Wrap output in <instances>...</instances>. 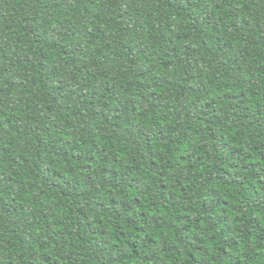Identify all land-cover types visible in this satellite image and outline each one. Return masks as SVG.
I'll return each instance as SVG.
<instances>
[{
  "label": "trees",
  "instance_id": "trees-1",
  "mask_svg": "<svg viewBox=\"0 0 264 264\" xmlns=\"http://www.w3.org/2000/svg\"><path fill=\"white\" fill-rule=\"evenodd\" d=\"M0 264H264V0H0Z\"/></svg>",
  "mask_w": 264,
  "mask_h": 264
}]
</instances>
